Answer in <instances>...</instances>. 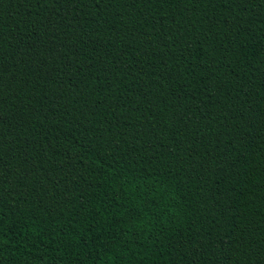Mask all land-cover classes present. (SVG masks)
Here are the masks:
<instances>
[{
    "label": "trees",
    "instance_id": "16d2710c",
    "mask_svg": "<svg viewBox=\"0 0 264 264\" xmlns=\"http://www.w3.org/2000/svg\"><path fill=\"white\" fill-rule=\"evenodd\" d=\"M0 264H264V0H0Z\"/></svg>",
    "mask_w": 264,
    "mask_h": 264
}]
</instances>
